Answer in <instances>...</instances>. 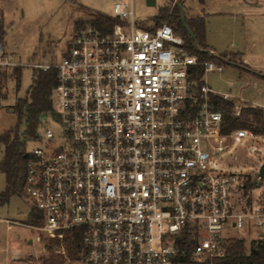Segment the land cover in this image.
Wrapping results in <instances>:
<instances>
[{
  "label": "built area",
  "instance_id": "obj_1",
  "mask_svg": "<svg viewBox=\"0 0 264 264\" xmlns=\"http://www.w3.org/2000/svg\"><path fill=\"white\" fill-rule=\"evenodd\" d=\"M112 15L106 33L77 30L59 62L16 61L0 43L1 69H57L53 108L27 153L37 241L54 244L58 264H191L226 257L245 234L264 238V203L242 200L246 174L215 160L234 139L264 135L223 131L214 97L233 101L235 116L245 101L204 76L196 86L198 56L168 21L139 25L134 0ZM204 64V75L225 67Z\"/></svg>",
  "mask_w": 264,
  "mask_h": 264
},
{
  "label": "rangeland",
  "instance_id": "obj_2",
  "mask_svg": "<svg viewBox=\"0 0 264 264\" xmlns=\"http://www.w3.org/2000/svg\"><path fill=\"white\" fill-rule=\"evenodd\" d=\"M118 0H0V16H3L5 27L8 29L4 47L12 59L20 62H59L68 49L73 35L77 31L79 21H88L97 12L112 15L114 3ZM184 6L185 0H177ZM261 0H257L259 2ZM157 0V6H149L147 0H134L137 23L139 25L153 26L158 22L155 15L159 5H170V0ZM234 0H212L210 4H196L195 10L184 6L187 17L197 16L195 11H214L229 9ZM248 39L255 42L252 47V63L259 66L258 70L264 74V15L248 17ZM252 46V45H251ZM232 59L244 66L246 64L236 55ZM6 76L2 79L0 74V135L18 124V117L12 106L16 100L24 97L33 83L34 69L28 66L21 68V78L17 81V71L1 69ZM239 73L232 65H225L221 71H209L204 80L219 93L229 90L231 80H237ZM243 78L235 84V93L241 87L245 102L264 105V78ZM247 80L249 81L247 83ZM243 102L240 99H236ZM24 123L18 128L22 135ZM35 143L27 140L26 153L30 152ZM4 154V144L0 143V160ZM217 167L233 170L244 175L243 184L246 186L242 200L248 206H259L264 203V178L259 177V169L264 164V135L257 138L242 140L236 138L232 141L230 149L216 156ZM258 179V181H255ZM263 180L261 186H258ZM254 183V185L252 184ZM6 174L0 170V194L6 189ZM36 209L27 197L24 187L15 191L8 202L0 204V264H48L54 259L57 264L60 259L56 257L55 246L42 237L37 241L40 232L31 228L39 221L32 217ZM37 213V211H36ZM246 246L249 249L251 235L245 234ZM13 252L21 254L10 260Z\"/></svg>",
  "mask_w": 264,
  "mask_h": 264
},
{
  "label": "trees",
  "instance_id": "obj_3",
  "mask_svg": "<svg viewBox=\"0 0 264 264\" xmlns=\"http://www.w3.org/2000/svg\"><path fill=\"white\" fill-rule=\"evenodd\" d=\"M154 18L158 22L162 19H168L174 31L185 39L187 49L198 56V61L192 70L191 76V79L196 82V86H200L203 81L205 61L212 60L218 64L222 63L225 65H239L240 67H244V65L232 59L233 56H237L238 54L223 53L220 55H211L209 53L210 48L206 42V20L203 16H186V23L194 34L195 40L184 26L181 10L177 4H174L173 9L168 4L161 6L158 14ZM117 22H119L118 18L113 15L97 12L86 23L85 21H79L77 23V30L86 24H92L106 33ZM7 31L8 29L5 27L3 16L1 15L0 43H4ZM21 68H13L14 71H17L18 82L21 78ZM0 74L2 79H4L6 73L1 71ZM33 75V83L30 85L27 94L24 97L18 98L16 104L12 106L13 112L18 117L17 126L4 131L0 135V143L4 144V154L0 160V170L6 174L7 180V187L0 194V204L8 202L10 196L15 191L21 190L24 187L28 162V154L26 153L27 140L36 135L41 115L50 112L53 108L51 96L57 84V69H34ZM214 98H216L217 103L215 108L220 106L224 108V132H229L237 128H250L257 134H264V112L260 106L251 104L250 102H244L241 114L235 116L233 113V101L224 100L221 96ZM22 123H24L25 129L21 135L18 128H20ZM252 184L254 185V183ZM31 216L38 218V212L33 211ZM56 257L59 259L57 255ZM54 259L48 262V264H55L56 261ZM186 260L191 264H264V238L253 239L249 249L246 246L244 238H236L231 241L228 255L224 258L209 259L201 263H193L189 257Z\"/></svg>",
  "mask_w": 264,
  "mask_h": 264
},
{
  "label": "crops",
  "instance_id": "obj_4",
  "mask_svg": "<svg viewBox=\"0 0 264 264\" xmlns=\"http://www.w3.org/2000/svg\"><path fill=\"white\" fill-rule=\"evenodd\" d=\"M212 0H185L184 6L191 7L195 10L196 4L207 5ZM231 1V0H230ZM163 2V0H162ZM161 2V3H162ZM157 6V0L156 5ZM162 4L159 5V8ZM159 9L156 13L158 14ZM196 15H201L206 20V42L210 48V52H215L216 55L223 53L238 54L243 62L246 64L244 67L239 65L234 66L239 76L237 80H231L229 83V90L224 93L231 94L237 99L247 101L244 98L243 90L245 87H241L236 91L233 86L240 83L243 78L258 77L264 78L261 70H258L259 66L252 63V47L255 42L248 39V17H255L257 15H264V0L257 2V0H234V5L229 9L214 10V11H195ZM113 14V13H112ZM252 45V46H251ZM206 82V81H205ZM249 81L247 80V83ZM249 102V101H248ZM261 105V104H254ZM21 254L13 252L10 256V260L15 257H19Z\"/></svg>",
  "mask_w": 264,
  "mask_h": 264
},
{
  "label": "water",
  "instance_id": "obj_5",
  "mask_svg": "<svg viewBox=\"0 0 264 264\" xmlns=\"http://www.w3.org/2000/svg\"><path fill=\"white\" fill-rule=\"evenodd\" d=\"M171 2H173L174 4H177L181 10V15H182V20L184 23V26L186 27L187 31L189 32V34L191 35V37L195 40V36L192 33V31L190 30V28L188 27L187 23H186V15H185V8L184 6L177 2V0H170ZM147 4L149 6H155L156 5V0H147ZM259 177L262 179L264 178V164L261 165L260 169H259ZM255 181H258V179H255ZM263 183V180H260L258 183V186H261Z\"/></svg>",
  "mask_w": 264,
  "mask_h": 264
}]
</instances>
